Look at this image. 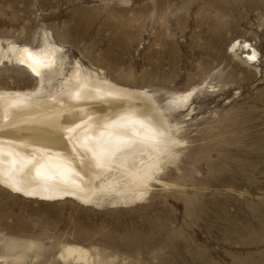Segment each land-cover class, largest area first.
Here are the masks:
<instances>
[{"label": "rangeland", "instance_id": "obj_1", "mask_svg": "<svg viewBox=\"0 0 264 264\" xmlns=\"http://www.w3.org/2000/svg\"><path fill=\"white\" fill-rule=\"evenodd\" d=\"M45 35L68 74L97 68L160 105L198 92L173 110L185 147L146 200L87 207L0 188V264H75L58 258L66 245L94 264H264V0H0L2 44ZM235 40L255 65L230 51ZM33 87L0 65V89Z\"/></svg>", "mask_w": 264, "mask_h": 264}, {"label": "bare ground", "instance_id": "obj_2", "mask_svg": "<svg viewBox=\"0 0 264 264\" xmlns=\"http://www.w3.org/2000/svg\"><path fill=\"white\" fill-rule=\"evenodd\" d=\"M229 47L255 65L251 44L235 40ZM62 51L48 35L38 46L0 42V65L14 64L34 81L32 89H0V188L26 200L87 207L146 200L182 155V129L170 118L197 88L160 105L150 90L120 85L97 68L76 62L66 73ZM58 258L94 264L89 251L74 245Z\"/></svg>", "mask_w": 264, "mask_h": 264}, {"label": "snow or ice", "instance_id": "obj_3", "mask_svg": "<svg viewBox=\"0 0 264 264\" xmlns=\"http://www.w3.org/2000/svg\"><path fill=\"white\" fill-rule=\"evenodd\" d=\"M245 47H247V45H245ZM27 51V50H26ZM250 59H254V57H250ZM20 63L21 64H23L24 62L23 61H20ZM33 71H34V73L36 74V75H40V73L39 72H36L35 71V69H33ZM192 94L191 93H189V96H191ZM99 166V165H98ZM17 191L19 190V189H16Z\"/></svg>", "mask_w": 264, "mask_h": 264}]
</instances>
